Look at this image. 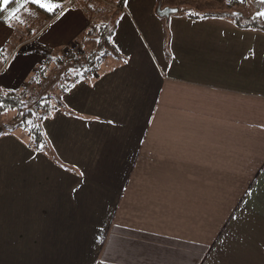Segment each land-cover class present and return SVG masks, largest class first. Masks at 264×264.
Here are the masks:
<instances>
[{"label": "crops", "instance_id": "crops-1", "mask_svg": "<svg viewBox=\"0 0 264 264\" xmlns=\"http://www.w3.org/2000/svg\"><path fill=\"white\" fill-rule=\"evenodd\" d=\"M101 1L29 3L11 27L0 12L3 93L114 28L98 69L63 66L59 104L44 83L39 146L23 126L0 135V264H264V30L186 14L229 0ZM107 9L121 20L94 37Z\"/></svg>", "mask_w": 264, "mask_h": 264}, {"label": "rangeland", "instance_id": "rangeland-1", "mask_svg": "<svg viewBox=\"0 0 264 264\" xmlns=\"http://www.w3.org/2000/svg\"><path fill=\"white\" fill-rule=\"evenodd\" d=\"M95 1L97 4L102 3L101 0H95ZM118 1H120V0H118ZM118 1H116V2H118ZM244 2H245L244 5L234 6V4H236V3L241 4V2L236 1V0H229L228 1V3H229L228 7H225V9H224L225 12H221V13L232 14V13H234V11L239 10V11L245 13L247 16L248 14L255 13L258 11L261 12L263 10L264 2H262V0H245ZM179 3L181 4L182 2L179 1ZM210 8L213 9L214 7H210ZM219 8H223V7H219ZM185 10H186V7L185 8L181 7L180 12L173 15V17H179V15H181ZM187 10L191 11V12L202 11L200 8H197V11L195 9H187ZM187 10H186V12H188ZM27 12L28 11L23 12V16H25L27 14ZM105 13H106V11H105ZM111 14L116 15V16L114 15L115 18H113V20H112L114 23H116V22L118 23L121 20L122 14H120V11L108 10V13L105 14L104 18H99V20H98L99 31H97L98 28L95 29V31H93L95 33L94 37L99 36V33L101 32V24H102L103 20L108 19L109 15H110V18H112ZM228 16H230V15H228ZM161 19H163V18H161ZM24 28L26 30L21 29V32L25 33V36L27 34L33 35V34L38 32V30L40 28V24L36 23L35 21H32L31 24L26 25V27H24ZM27 28H29V29H27ZM111 29L114 30L113 27H110L109 30H111ZM92 35H93V33H92ZM111 36L112 35L109 36L110 40H112ZM106 37H108V35H106ZM92 43L85 44L86 48L88 49V48H90V46H91V48H92V46H96L95 41H94V45ZM37 46L39 47V45L34 43L32 47L35 49ZM86 54H87V50L83 49L78 41H75L73 43V45L68 47V49L65 51V55L62 57L68 59V57L70 58V57H73L74 55L84 56ZM64 58H61L58 56L54 57V58L48 57V59L47 58L45 59V63H47V68L44 69V70H48L47 71L48 74L45 75V72L43 70H41L40 72H38L35 75L34 74L30 75V77H29V81H30L29 83L30 84L25 85L23 90H20L17 92L21 96L22 100L24 101L23 102L24 106L22 108V111H20L21 110L20 108H18V110L17 109H9L6 111L0 110V129H5V131H8V130L9 131H11V130L16 131L20 127L19 123H21V124L23 123L24 125H27L28 129L31 127H34L33 124L27 123V121H29V120L27 118H25V116L17 118V115L22 114L28 110L36 113V110H38V107L41 106L44 99L47 98V97H44V95H45L44 94L45 89H43V88H45L44 83H46V84L48 83V86L52 87L51 88L52 94H50L53 98L52 99V105L53 104H55V105L59 104V100L61 99V95H62V92L60 91V89L62 88L61 86H64L66 84V79H64L65 84L63 85L62 83H63V78H64L65 74L63 73L62 68L64 65H60L61 68L58 69L57 60H61ZM15 61H18V58H16ZM29 63H30V61H29ZM19 66H20V64L18 66H15L16 68L15 67L14 68L19 69ZM15 69H13V70H15ZM55 69L57 71L56 74H54ZM68 76L73 78L74 75L69 74ZM46 94H48V93H46ZM32 122H34V121H32ZM7 127H8V129H6ZM18 132H19V130H18ZM26 139H27V137H26ZM8 159H9L8 157H4V161L7 160V164L9 161ZM0 162H1V159H0ZM11 204L12 203L8 202L7 200H4V202L0 201V211H3V212L5 211V213H8L7 211H9L11 209ZM71 230L73 231V228ZM71 234H73V232Z\"/></svg>", "mask_w": 264, "mask_h": 264}, {"label": "trees", "instance_id": "trees-1", "mask_svg": "<svg viewBox=\"0 0 264 264\" xmlns=\"http://www.w3.org/2000/svg\"><path fill=\"white\" fill-rule=\"evenodd\" d=\"M185 12V11H184ZM187 16L191 18H199L202 16H220V15H230L235 18V21L238 26L244 27V28H257L264 30V18H258L256 16H246L242 13H239V15H235L236 13L227 14V13H199V12H186ZM113 34V30H109L108 28L105 29V31L100 35L99 38V44L98 49L90 52L89 54H86L84 56L74 55L73 57H68V59H61L57 60V64L60 67V65L66 66L65 68L68 69H76L79 73L76 75V80L87 77L88 74L95 69H98L100 63L102 62L105 55H107L108 50L107 47L108 44H110V38L109 36ZM108 35V37H106ZM21 96L14 91H9L6 93H3L0 91V110L6 111L9 109H18L20 108L22 111L23 103ZM32 112L30 110L19 114L17 118L25 116V118H28V114ZM24 114V115H23ZM20 126H23L27 129V125H24L23 123H19ZM34 127L29 128V131L35 140L36 146H39L43 142L44 135L42 132L41 126L34 124ZM11 126V125H10ZM4 130L0 129V135L2 134Z\"/></svg>", "mask_w": 264, "mask_h": 264}, {"label": "snow or ice", "instance_id": "snow-or-ice-1", "mask_svg": "<svg viewBox=\"0 0 264 264\" xmlns=\"http://www.w3.org/2000/svg\"><path fill=\"white\" fill-rule=\"evenodd\" d=\"M240 2L243 3L244 0H240ZM262 2H264V0H262ZM13 3L16 4L17 7L9 11V6ZM29 3L37 5L40 9H44L47 13H56L58 10L62 11L63 9V4L60 3L59 0H0V12L8 13L5 23H7L9 27H11L12 21H15L16 23H23L24 21L21 18L20 13ZM235 15H239V13H236ZM256 17L264 18V12L258 11L256 13ZM128 62L129 61L127 59L124 61L125 64ZM72 87H75V84H73ZM42 119H47V117H42ZM27 123L35 126L34 122L30 120L27 121ZM109 123H114V121H109ZM41 148H43V145H41Z\"/></svg>", "mask_w": 264, "mask_h": 264}, {"label": "water", "instance_id": "water-1", "mask_svg": "<svg viewBox=\"0 0 264 264\" xmlns=\"http://www.w3.org/2000/svg\"><path fill=\"white\" fill-rule=\"evenodd\" d=\"M178 11L177 8L165 7L159 9V14L161 16L169 17L172 13H177Z\"/></svg>", "mask_w": 264, "mask_h": 264}, {"label": "built area", "instance_id": "built-area-1", "mask_svg": "<svg viewBox=\"0 0 264 264\" xmlns=\"http://www.w3.org/2000/svg\"><path fill=\"white\" fill-rule=\"evenodd\" d=\"M236 1H240V0H236Z\"/></svg>", "mask_w": 264, "mask_h": 264}, {"label": "flooded vegetation", "instance_id": "flooded-vegetation-1", "mask_svg": "<svg viewBox=\"0 0 264 264\" xmlns=\"http://www.w3.org/2000/svg\"><path fill=\"white\" fill-rule=\"evenodd\" d=\"M245 1V0H244Z\"/></svg>", "mask_w": 264, "mask_h": 264}]
</instances>
